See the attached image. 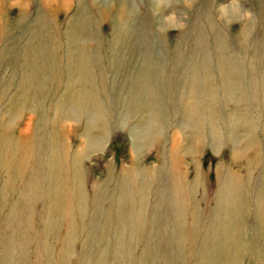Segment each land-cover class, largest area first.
Instances as JSON below:
<instances>
[{
  "label": "rangeland",
  "instance_id": "obj_1",
  "mask_svg": "<svg viewBox=\"0 0 264 264\" xmlns=\"http://www.w3.org/2000/svg\"><path fill=\"white\" fill-rule=\"evenodd\" d=\"M72 47L85 72L66 67ZM205 71L216 120L197 90L202 135L186 150V97ZM250 127L252 145L234 154ZM227 169L245 179L228 244L238 257L217 264H264V0H0V264H139L150 239L145 264H194Z\"/></svg>",
  "mask_w": 264,
  "mask_h": 264
},
{
  "label": "bare ground",
  "instance_id": "obj_2",
  "mask_svg": "<svg viewBox=\"0 0 264 264\" xmlns=\"http://www.w3.org/2000/svg\"><path fill=\"white\" fill-rule=\"evenodd\" d=\"M62 1V0H61ZM68 2V0H67ZM92 2V1H91ZM122 4V3H120ZM69 5V4H68ZM118 5V4H116ZM105 6V5H104ZM121 6V5H120ZM125 6V4H124ZM105 8H108L107 6ZM104 9V8H103ZM106 10V9H105ZM104 11V10H103ZM121 11V10H120ZM111 14V13H110ZM180 22V21H179ZM46 27V26H45ZM72 43V42H71ZM54 46V44H53ZM55 48V47H54ZM68 48V47H67ZM56 49V48H55ZM27 50V49H26ZM53 50V49H52ZM188 50V49H187ZM32 51V50H31ZM87 51V50H86ZM54 52V50H53ZM68 52V50H67ZM66 52V53H67ZM55 53V52H54ZM53 54V53H52ZM35 56V55H34ZM51 56V55H49ZM54 56V55H53ZM32 57V56H31ZM55 57V56H54ZM30 59V58H29ZM40 60H37L38 61H41V57H39ZM55 59V58H54ZM57 59V58H56ZM34 60V59H33ZM44 61V60H43ZM42 61V62H43ZM53 61V60H52ZM55 61V60H54ZM53 61V62H54ZM29 62L28 61V64H23L26 68L27 66L29 67ZM32 62V61H31ZM56 62V61H55ZM36 63V62H35ZM58 63V62H57ZM32 64V63H31ZM66 67L68 66L69 68H74V69H78V71H82V72H85V68H86V61H85V58H84V55H83V52L81 50H79V48H74L72 47L71 48V51L69 53V55L66 57ZM36 65V64H35ZM32 66V65H31ZM41 66V65H40ZM54 66V65H53ZM229 66V65H228ZM37 67V66H36ZM36 67H33V68H36ZM221 67H222V64H221ZM231 67V66H230ZM228 68V67H225L223 68V71H226L227 72L229 71V75L228 78H229V85L228 87H231V88H235L236 86H238V82H239V79H238V75L235 74V69L236 67L234 68ZM32 69V68H31ZM27 71V70H26ZM33 71V70H32ZM36 71V70H35ZM69 71V70H68ZM232 71V73H230ZM28 72V71H27ZM140 74V73H139ZM79 75V73H78ZM136 76V75H135ZM225 73L223 74V77H225ZM31 77V76H29ZM75 77V76H74ZM33 78V77H32ZM76 78V77H75ZM28 79V78H27ZM26 79V80H27ZM30 79V78H29ZM74 79V78H73ZM75 80V79H74ZM136 82H140L141 81V74L136 76L135 78ZM210 80V77H209V74L205 71L204 73V77H201L200 80L197 79V77L195 76V86L193 87V90H192V95L191 94H188L187 93V101H186V108H189L188 109V112L187 114L185 115V117L188 119L187 121V124L190 126V133H188V137L189 139H193V140H197V139H200L201 138V135H202V129L201 127H199L200 125V122H199V115L203 114L201 111L202 109V104H204V109L207 110V117H209L211 120L215 119L216 115L217 114V111L214 109L213 105L212 104V101L215 99L214 97V91L212 89V83ZM32 81V80H31ZM81 81V80H80ZM80 81H78L80 83ZM206 82V84H205ZM226 82V80H225ZM75 85V84H74ZM139 86H143L142 83L139 84ZM75 87V86H74ZM73 87V88H74ZM76 88V87H75ZM79 88V87H78ZM86 89V88H85ZM230 89V88H229ZM252 89V88H251ZM22 90V89H21ZM29 90V89H28ZM74 90V89H72ZM78 90V89H77ZM81 90V89H80ZM79 90V91H80ZM84 90V89H83ZM87 90V89H86ZM90 90V89H89ZM197 90H198V93H203L206 97H207V101H201L200 102V105H199V101H197ZM24 91V90H23ZM30 91V90H29ZM75 91V90H74ZM72 92V91H71ZM17 94V93H16ZM73 94V93H72ZM34 95V94H33ZM80 95V94H79ZM86 96V95H85ZM88 97H85L86 99H89L91 97H93L94 95H92L91 97H89V95H87ZM25 97V96H24ZM66 98V97H65ZM64 98V100H65ZM70 99V98H69ZM67 100V99H66ZM65 100V101H66ZM75 100V98L73 99ZM92 103L94 102V100H91ZM90 101V102H91ZM31 104V103H30ZM78 106V105H77ZM201 107V109H200ZM79 108V107H78ZM74 108L71 107L69 110H68V113H67V117L68 118H74L76 116V112H74ZM65 114V112H63ZM246 113V112H245ZM247 114V113H246ZM244 115V114H243ZM95 118V117H94ZM94 118L92 119V121L94 120ZM64 119V118H62ZM90 120V119H89ZM216 120V119H215ZM214 120V121H215ZM91 122V120H90ZM210 122V121H208ZM252 122V121H251ZM211 123H213L211 121ZM216 125V123H214ZM29 125V124H28ZM27 124H25L24 126V129H26L28 127ZM157 125V124H156ZM213 125V124H212ZM88 126L89 125H86V131H88ZM252 127V126H251ZM247 128L245 130L246 132V135L249 136L248 138L244 139V144L242 145V147H236V144H235V147L233 149V153L234 154H237L239 153L240 151H247L248 147L250 145H252L251 143H253V140L250 138V137H253V134H254V131H253V127L252 128ZM23 129V128H22ZM159 131V129H155V132L157 133ZM86 135V134H85ZM211 135L213 136L212 138V143L214 144V146H217V145H220L221 144V139L219 137L220 135V132L218 131V129L215 127L213 128L211 126ZM51 137V135H50ZM236 139V137L234 138ZM188 141V138L185 139V141L187 143H185V148L186 150H190L191 149V146H192V142L193 140L191 141ZM25 142V141H24ZM145 142L149 143V140H146ZM21 147V146H20ZM24 148V147H23ZM26 149V148H25ZM134 149V148H133ZM28 151V150H27ZM59 152V150H58ZM27 154V153H26ZM233 154V155H234ZM16 156V155H15ZM48 157V156H47ZM74 162L77 164V166L75 167L74 169V174L76 176H79L80 177V174L82 172V169H83V166H82V163H81V159L80 157L78 156H75V160ZM251 160L248 159L247 160V166L245 167L246 171H248L250 165H251ZM198 167V166H197ZM244 176L240 175V176H237L236 173L234 172H231L230 170H226L225 171V174L221 177L222 179L219 180L220 181V185H219V191H218V195H217V201H216V212L214 214V217L211 221L208 222V224L206 225V227H204L203 229V232H202V237H201V243H200V246L198 248V251L196 252V254L194 255L195 256V263L194 264H217L218 261L221 259L222 261V255L225 256L224 258L225 259H229V262H231V259H233L232 261H236L237 259H234V258H237V252L236 250H232V248L228 251L229 249V246L228 244L230 245V242L231 240L233 241L234 240V244H236V241L239 240L238 236V223H237V220L239 218V215H240V210H238L237 208V201H240L241 199V196L242 194H244V180L243 179ZM51 180V181H50ZM100 185V182L99 181H95L93 182V186H94V189L99 187ZM48 188H47V194H49L50 196L47 197L48 200L50 201V203H54L55 202V196H56V188H55V181H54V176L53 174H50L49 175V180H48V184H47ZM73 187V186H72ZM143 192V191H142ZM172 192V191H171ZM40 193V192H39ZM95 194V193H94ZM42 197V196H41ZM243 197V196H242ZM143 199V197H141ZM41 200V199H40ZM142 202V200H141ZM177 202V200H176ZM84 204V203H83ZM178 204V202H177ZM257 204L258 206H262L264 207V183H263V187L261 188L260 187V193L258 194V197H257ZM92 205L94 206L92 211H95V202L92 203ZM179 205V204H178ZM120 207V204L118 205V207L116 208V211L114 213L110 212V213H107L106 215V218L104 220V226L107 227L111 224H113V220L115 219V222L116 224H119L120 221H121V215H122V210L123 209H118ZM177 212V211H176ZM192 218H191V226H194V224L196 223V214H198V210L196 207H194L193 209V213L191 212L190 215H193ZM132 215L134 216H137L140 219L143 218V215H144V212L141 211V210H138L137 211H133ZM184 217L183 216V213L179 214V217L181 218ZM261 218L264 219V215L261 214ZM179 220V219H178ZM179 224H184V222L182 220H179ZM185 221V220H184ZM50 222V221H49ZM190 224V223H189ZM260 226V225H259ZM262 226V225H261ZM260 226V227H261ZM177 227H181V226H176L174 228H177ZM118 227H116V231L118 232L119 229H117ZM262 228V227H261ZM262 230V229H261ZM51 231L49 229H45L44 230V234H49ZM154 232V231H153ZM259 232V230H258ZM260 233V232H259ZM40 234V233H39ZM164 234V233H162ZM41 237V236H40ZM157 237V236H156ZM161 237V236H160ZM159 237V238H160ZM193 238V237H192ZM191 238V239H192ZM260 238V237H259ZM118 239V238H116ZM153 239V238H152ZM151 240V239H150ZM149 240V242H150ZM86 241V239H85ZM192 241V240H191ZM149 242L147 241V244L145 245L144 247V251L142 252V255H140V261H139V264H145V257H146V254L149 252L148 249L150 247V244ZM20 245H16L15 247H18ZM121 246V243H117V240H116V244L114 245V251L116 252L117 251V248H120ZM231 246V245H230ZM46 249L47 251H49V248H48V245L46 246ZM68 247H65L63 248L62 250V255L66 253ZM165 250V249H164ZM99 257H104L106 255V253L108 252L107 248L106 247H101L100 251H99ZM241 252V250H240ZM261 254V253H260ZM240 255V254H238ZM85 256L86 254L83 253V255L80 256L79 258V261L80 263H83L85 261ZM260 256V255H259ZM260 258V257H259ZM94 262H95V257H94ZM51 260L50 261H47L46 264H50ZM232 263V262H231Z\"/></svg>",
  "mask_w": 264,
  "mask_h": 264
}]
</instances>
